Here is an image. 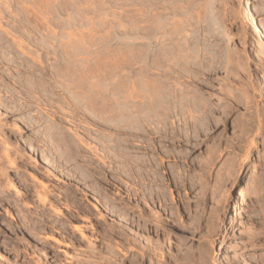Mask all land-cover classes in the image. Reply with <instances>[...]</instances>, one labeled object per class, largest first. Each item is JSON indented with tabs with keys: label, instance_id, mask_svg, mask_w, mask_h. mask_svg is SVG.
I'll return each instance as SVG.
<instances>
[{
	"label": "rangeland",
	"instance_id": "1",
	"mask_svg": "<svg viewBox=\"0 0 264 264\" xmlns=\"http://www.w3.org/2000/svg\"><path fill=\"white\" fill-rule=\"evenodd\" d=\"M245 1L0 0V264H264Z\"/></svg>",
	"mask_w": 264,
	"mask_h": 264
},
{
	"label": "bare ground",
	"instance_id": "2",
	"mask_svg": "<svg viewBox=\"0 0 264 264\" xmlns=\"http://www.w3.org/2000/svg\"><path fill=\"white\" fill-rule=\"evenodd\" d=\"M249 2H250V1H249ZM249 2H248V0L245 1V6L243 5L244 8L242 7V8L244 9V10L242 9V13H243L244 17H246V18H248V19L250 20V28H251V30L253 31V33L256 34V35H258V36H261V37H262V31H261V29H260L258 23H255L254 19L251 17L252 8L250 7ZM221 20H222V19H221ZM221 24L224 25V26H226L225 21H221ZM226 27H227V26H226ZM182 57H183V56H182ZM184 57H185V56H184ZM183 59H184V58H183ZM185 60H186V59H185ZM186 61H187V60H186ZM162 82H163V81H162ZM166 82H167V81H166ZM151 83H152V82H151ZM160 83H161V82H160ZM160 83H159V84H160ZM153 84H154V83H153ZM156 84H157V86L159 85L158 82H157ZM161 84H162V83H161ZM161 84H160V86H161ZM151 85H152V84H151ZM162 85H163V84H162ZM164 85H166V84H164ZM167 85H168V84H167ZM167 85H166V86H167ZM169 85H170V84H169ZM152 86H153V85H152ZM155 87H156V86H155ZM155 87H154V88H155ZM163 87H164V86H163ZM163 87H161V88H163ZM170 87H171V86H170ZM166 88H167V87H164V89H166ZM157 89H159V87H158ZM157 89L155 88L156 91L152 89V92H153V91L157 92ZM171 89H172V88H171ZM171 89H170V90H171ZM176 90H177V89H176ZM180 90H181V89H180ZM167 91H168V88H167ZM167 91H166V92H167ZM178 91H179V90H178ZM183 91H184V90H183ZM187 91H189V90H187ZM155 92H154V93H155ZM181 92H182V91H181ZM158 93L160 94L159 91H158ZM162 93H163V92H162ZM169 93H171V92L169 91ZM185 93H186V92H185ZM156 94H157V93H156ZM187 94H188V92H187ZM190 94H191V93H190ZM152 95H153V93H152ZM152 95H151V96H152ZM164 95H166V97H167V93L164 92ZM172 95H173V93H172ZM174 95H175V94H174ZM194 95H195V94H194ZM148 96H150V94H149ZM153 96H154V95H153ZM153 96H152V97H153ZM162 96H163V94H162ZM168 96H169V95H168ZM170 96H171V95H170ZM175 96L177 97V95H175ZM183 96H184V95H183ZM188 96H189V95H188ZM196 96H197V95H196ZM158 97H159V95H158ZM178 97H179V96H178ZM181 97H182V96H181ZM181 97H179V98H181ZM185 97H186V96H184V97H182V98L184 99ZM194 97H195V96H194ZM164 98H165V97H164ZM187 98H190V97H187ZM187 98H185V100H186ZM196 98L199 99V98H201V97L199 96V98H198V97H196ZM203 98H204V97H203ZM147 99H148L149 101H151L149 98H147ZM153 99H154V98H152V100H153ZM155 99H156V98H155ZM157 99H158V98H157ZM157 99H156V102H157ZM166 99H168V98H166ZM169 99H170V98H169ZM177 99H178V98H177ZM193 99H195V98H193ZM148 100H147V101H148ZM160 100H162V99H160ZM185 100H184V101H185ZM190 100H191V98H190ZM202 100H203V99H202ZM206 100H207V99H206ZM149 101H148V103H152V102H149ZM163 101H164V99H163ZM169 101H172V98H171V100H169ZM179 101H180V99L178 100V102H179ZM187 101H188V99H187ZM191 101H193V100H191ZM199 101H200V99H199ZM204 101H205V100H204ZM204 101H203V105H204V103H205ZM153 102H154V101H153ZM156 102H155V104H157ZM161 102H162V101H161ZM193 102H194V101H193ZM193 102H192V103H193ZM200 102H202V101H200ZM146 103H147V102H146ZM165 103H167V101H166ZM190 103H191V102H190ZM194 103H195V102H194ZM158 104H159V103H158ZM161 104H163V103H160L159 105H161ZM169 104H170V103H169ZM172 104H173V103H172ZM172 104H170V105H172ZM174 104H175V103H174ZM195 104H196V103H195ZM200 104H201V103H200ZM148 105H150V104H147V106H148ZM153 105H154V103H153ZM159 105H158V106H159ZM170 105H169V106H170ZM186 105H187V104H186ZM189 105H190V104H189ZM201 105H202V104H201ZM206 105H208V104L206 103ZM147 106H146V107H147ZM166 106H167V104H166ZM178 106H179V104H178ZM195 106H196V105H195ZM195 106H193V107L195 108ZM208 106H209V105H208ZM151 107H153L152 104H151L150 108H151ZM174 107H175V106H174ZM188 107H189V106H188ZM191 107H192V105H191ZM204 107H205V105H204ZM159 108H161V109L163 110L162 106H160ZM176 108H177V105H176ZM176 108H175V109H176ZM179 108H180V107H179ZM179 108H177V109L180 110L181 108H180V109H179ZM182 108H183V107H182ZM8 109L10 110L9 107H8ZM143 109H145V108H142L141 110H143ZM146 109L148 110V108H146ZM152 109H153V112H154V108H152ZM166 109L168 110V108H166ZM166 109H165V111H166ZM184 109H185V108H184ZM184 109H183V110H184ZM190 109H191V108H190ZM197 109H199V108H197ZM204 109H205V108H204ZM150 110H151V109H149V111H150ZM170 110H171V109H170ZM173 110H174V108H173ZM181 110H182V109H181ZM7 111H8V110H7ZM145 111H146V110H145ZM151 111H152V110H151ZM157 111H158V109H157ZM157 111H155L154 113L152 112V113L154 114V117H156V116H155V113H156ZM165 111H164L163 114H165ZM171 111H172V110H171ZM171 111H170V112L168 111V112L171 114ZM176 111H177V110H176ZM185 111H186V110H185ZM188 111H189V110H188ZM188 111H187V112H188ZM191 111L193 112V110H191ZM198 111L202 113L203 110L201 111V110L199 109ZM143 112H144V111H143ZM143 112H142V113H143ZM161 112H163V111H160V113H161ZM192 112H191V113H192ZM195 112H196V111H195ZM208 112H209V111H208ZM184 113H185V112H184ZM188 113H189V112H188ZM197 113H198V112H196L195 114H197ZM129 114H130V113H129ZM145 114H146V113H143V115H145ZM147 114L150 115L151 113L149 112V113H147ZM157 114H158V113H157ZM163 114H162V115H163ZM166 114H167V113H166ZM166 114H165V115H166ZM170 114H169V115H170ZM173 114H174V113H173ZM186 114H187V113H186ZM198 114H199V113H198ZM206 114H207V113H206ZM131 115H132V114H131ZM167 115H168V114H167ZM188 115H189V114H188ZM203 115H205V114H203ZM150 116H151V115H150ZM192 116H193V115H192ZM192 116H191V117H192ZM200 116H202V115L200 114ZM126 117H127V116H126ZM126 117H125V118H126ZM130 117H131V116H130ZM157 117H158V116H157ZM168 117H169V116H168ZM205 117H206V116H205ZM207 117H208V116H207ZM123 118H124V117H123ZM125 118H124V119H125ZM127 118H129V117H127ZM158 118H159V117H158ZM192 118H195V117H192ZM199 118H200V117H199ZM199 118H197V120H199ZM150 119H152V118H150ZM167 119H168V118H167ZM201 119L203 120V118H201ZM201 119L198 121L199 124H200V122H201ZM206 119H209V118H206ZM206 119H205V121H206ZM210 119H211V118H210ZM189 120H190V119H189ZM192 120H193V119H192ZM192 120H191V121H192ZM152 121H153V120H152ZM168 121H169V120H168ZM187 121H188V120H187ZM187 121H186V123H187ZM195 121H196V119H195ZM205 121H203V122H205ZM209 121H210V120H209ZM198 122H195V123L198 124ZM210 122H211V121H210ZM31 123H34V121L31 122ZM157 123H158V120H157ZM159 123H160V122H159ZM159 123H158V124H159ZM195 123H194V124H195ZM189 124H190V122H189ZM189 124H188V125H189ZM202 124H203V123L201 122V126H202ZM204 124H205V123H204ZM208 124H209V123H208ZM192 125H193V124H192ZM192 125H191V126H192ZM174 126H175V125H174ZM194 126H196V125H194ZM194 126H193V127H194ZM204 126H205V125H204ZM152 127H153V125H152ZM172 127H173V126H172ZM206 127H207V124H206ZM147 128H148V127H147ZM203 128H204V127H203ZM152 129H153V128H152ZM152 129H151V130H152ZM158 129H159V128H157V130H158ZM166 129H167V128H166ZM166 129H165V130H166ZM168 129H170V128H168ZM157 130H156V131H157ZM158 131H160V130H158ZM158 131H157V133H158ZM162 131H163V130H162ZM167 131H168V130H167ZM171 131H172V130H171ZM173 131H174V130H173ZM176 131H177V130H176ZM179 132H180V131H179ZM147 133H148V132H147ZM153 133H155L154 130H152V134H150V135L153 136V138H154ZM165 133H167V132H165ZM169 133H170V131H169ZM185 133H186V132H185ZM155 134H156V133H155ZM172 134H175V133H172ZM148 135H149V134H148ZM158 135H159V134H158ZM163 135H164V134H163ZM170 135H171V134H170ZM179 135H180V134H179ZM160 136H162V135H160ZM173 136H174V135H173ZM177 136H178V135H177ZM166 137H167V135H166L164 138H162V140L165 139ZM175 137H176V136H175ZM155 140H156V139H155ZM166 140H167V139H166ZM66 147H67V146H66ZM68 148H69V146H68ZM65 150H66V149H65ZM116 151H117V149H116ZM68 152H69V150H68ZM173 152H174V151H173ZM118 153H119V152H118ZM66 154H67V153H66ZM168 154H169V153H167V155H168ZM170 154H171V153H170ZM170 154H169V155H170ZM68 156H71V152L68 153ZM248 156H249V153L247 154V157H248ZM154 167H155V166H154ZM158 167H159V165H158ZM155 168H156V167H155ZM150 170H151V169H150ZM154 171H157V170H154ZM154 171H153L152 173H154ZM137 172H138V171H137ZM139 173H140V172H139ZM141 175H142V174H141ZM144 175H145V174H144ZM157 175H158V173H157ZM158 176H159V175H158ZM154 177H156V176L154 175ZM151 178H153V176H152ZM158 178H159V177H158ZM158 178H157V179H158ZM160 178H161V176H160ZM149 180H150V178H149ZM153 180H155V179H153ZM153 180H152V181H153ZM155 181H156V180H155ZM150 182H151V181H150Z\"/></svg>",
	"mask_w": 264,
	"mask_h": 264
}]
</instances>
